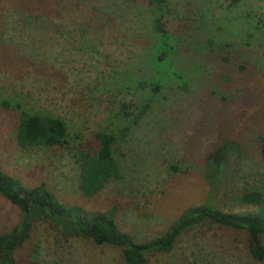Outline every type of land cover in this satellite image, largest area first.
<instances>
[{
	"label": "rangeland",
	"instance_id": "obj_1",
	"mask_svg": "<svg viewBox=\"0 0 264 264\" xmlns=\"http://www.w3.org/2000/svg\"><path fill=\"white\" fill-rule=\"evenodd\" d=\"M157 14L148 0H0L3 169L27 186L45 183L64 204L114 209L139 242L164 234L191 206L244 210V191H264L257 143L264 132V0H170L165 36L155 28ZM165 41L171 49L159 60ZM122 103L133 114L148 108L135 122ZM22 110L62 118L69 146L22 148ZM124 128L116 154L122 176L85 195L76 154L97 148L99 131ZM227 141H237L240 153L214 187L206 157ZM20 215L0 195V233ZM149 261L264 264L251 256L244 230L209 221ZM15 264L126 263L121 249L66 236L44 219Z\"/></svg>",
	"mask_w": 264,
	"mask_h": 264
},
{
	"label": "trees",
	"instance_id": "obj_2",
	"mask_svg": "<svg viewBox=\"0 0 264 264\" xmlns=\"http://www.w3.org/2000/svg\"><path fill=\"white\" fill-rule=\"evenodd\" d=\"M156 7L155 28L166 35L164 17L170 9V0H148ZM162 56L167 59L170 46L165 41ZM158 90V87H154ZM22 108L21 105H19ZM130 103L121 104V112L133 115L135 122L146 112L148 104H143L132 113ZM128 128L116 132L99 131L96 134L97 148L79 149L81 189L85 195H93L112 179H120V164L116 158L118 142ZM69 131L66 122L50 114L32 113L22 110L17 131V141L24 149L54 146H69ZM264 156V132L257 137ZM237 141H227L215 147L206 157V177L209 184L216 187L222 171L231 157L240 153ZM0 195L15 204L20 210V219L15 225L0 233V264H15L16 252L31 237L34 224L48 220L56 224L66 236L92 239L98 245L121 249L126 264H150L149 256L156 252L171 251L179 237L194 225L209 221L222 226L244 230L247 246L253 258L264 260V191L258 188L244 191L240 200L249 208L238 211L225 210L211 203L189 207L185 213L162 235L139 242L123 230L116 220L114 209L104 212L86 211L80 205L64 204L45 183L35 186L25 185L21 179L6 173L0 162Z\"/></svg>",
	"mask_w": 264,
	"mask_h": 264
}]
</instances>
